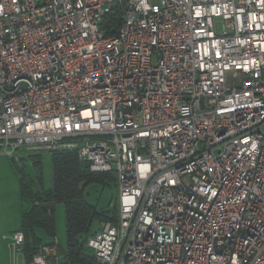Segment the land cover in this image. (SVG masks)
Wrapping results in <instances>:
<instances>
[{"label": "built area", "instance_id": "built-area-1", "mask_svg": "<svg viewBox=\"0 0 264 264\" xmlns=\"http://www.w3.org/2000/svg\"><path fill=\"white\" fill-rule=\"evenodd\" d=\"M35 149L114 175L99 264H264V0H0V153Z\"/></svg>", "mask_w": 264, "mask_h": 264}, {"label": "trees", "instance_id": "trees-1", "mask_svg": "<svg viewBox=\"0 0 264 264\" xmlns=\"http://www.w3.org/2000/svg\"><path fill=\"white\" fill-rule=\"evenodd\" d=\"M52 186L47 191L31 192L21 187L23 197L31 199V206L21 212L20 228L24 232L22 251L26 262L30 261L35 249L42 244L41 238L35 235L41 229L53 237L55 229L54 205L64 204L66 252L65 261L61 264H99L93 252L85 249L86 238L93 219L103 223L115 221L118 216V204L113 211H96L86 203L83 187L93 179H100L108 172H93L87 162L81 161L74 150L51 152ZM115 179V177H114ZM89 249V248H88ZM91 250V249H90Z\"/></svg>", "mask_w": 264, "mask_h": 264}, {"label": "rangeland", "instance_id": "rangeland-1", "mask_svg": "<svg viewBox=\"0 0 264 264\" xmlns=\"http://www.w3.org/2000/svg\"><path fill=\"white\" fill-rule=\"evenodd\" d=\"M22 186L31 192L47 191L51 188L52 166L49 150H19L12 156L0 153V264H12L9 246L13 233L11 230L19 225L22 210L31 206V199L22 196ZM83 195L86 203L96 211H113L117 204L118 185L114 177L104 174L102 178L86 183L83 187ZM54 219L53 237L46 235L41 229H36L35 235L41 238L42 243H50L53 239L57 241L58 259L61 264L65 261L66 252L62 202H56L54 205ZM100 224L98 220L93 219L90 230L92 232L97 230ZM85 250L90 253L92 251L88 248Z\"/></svg>", "mask_w": 264, "mask_h": 264}, {"label": "crops", "instance_id": "crops-1", "mask_svg": "<svg viewBox=\"0 0 264 264\" xmlns=\"http://www.w3.org/2000/svg\"><path fill=\"white\" fill-rule=\"evenodd\" d=\"M116 180V179H115ZM20 225H21V214H20V218H19V225H16V229H13V230H11V231H16V230H18L19 228H20ZM102 225V223L100 224V226ZM18 226V227H17ZM100 226L98 227V228H100ZM96 231V230H95ZM26 260H25V257H24V253H23V251H21V253H19L18 255H17V257H16V264H24V262H25ZM9 264H11V263H9Z\"/></svg>", "mask_w": 264, "mask_h": 264}, {"label": "water", "instance_id": "water-1", "mask_svg": "<svg viewBox=\"0 0 264 264\" xmlns=\"http://www.w3.org/2000/svg\"><path fill=\"white\" fill-rule=\"evenodd\" d=\"M19 159H24L23 157H19Z\"/></svg>", "mask_w": 264, "mask_h": 264}]
</instances>
